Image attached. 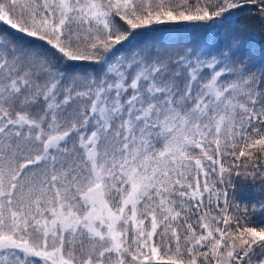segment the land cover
Listing matches in <instances>:
<instances>
[{"label": "snow or ice", "instance_id": "snow-or-ice-1", "mask_svg": "<svg viewBox=\"0 0 264 264\" xmlns=\"http://www.w3.org/2000/svg\"><path fill=\"white\" fill-rule=\"evenodd\" d=\"M248 5L0 0V264H264V63L224 32Z\"/></svg>", "mask_w": 264, "mask_h": 264}, {"label": "trees", "instance_id": "trees-1", "mask_svg": "<svg viewBox=\"0 0 264 264\" xmlns=\"http://www.w3.org/2000/svg\"><path fill=\"white\" fill-rule=\"evenodd\" d=\"M154 27L165 28L168 26L160 25ZM224 32L229 36L240 35L245 39L244 55H250L256 63L257 69H259L260 65L264 63V21L258 17L254 6L248 5L243 10H237L232 17L231 24ZM148 38L152 40L168 39L180 46L196 44L204 39V34L194 31L157 32L150 33ZM262 196H264V193H261L254 186L245 185L242 199L249 204L250 210L251 205L259 201ZM253 220L254 222L264 221V216H261L259 211H256L253 215Z\"/></svg>", "mask_w": 264, "mask_h": 264}]
</instances>
